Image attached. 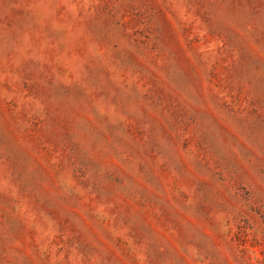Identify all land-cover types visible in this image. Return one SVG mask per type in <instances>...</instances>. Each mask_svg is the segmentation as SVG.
Returning <instances> with one entry per match:
<instances>
[{
  "label": "rangeland",
  "instance_id": "obj_1",
  "mask_svg": "<svg viewBox=\"0 0 264 264\" xmlns=\"http://www.w3.org/2000/svg\"><path fill=\"white\" fill-rule=\"evenodd\" d=\"M0 264H264V0H0Z\"/></svg>",
  "mask_w": 264,
  "mask_h": 264
}]
</instances>
